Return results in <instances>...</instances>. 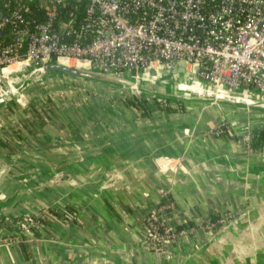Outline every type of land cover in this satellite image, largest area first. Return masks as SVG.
Segmentation results:
<instances>
[{
    "label": "crops",
    "instance_id": "obj_1",
    "mask_svg": "<svg viewBox=\"0 0 264 264\" xmlns=\"http://www.w3.org/2000/svg\"><path fill=\"white\" fill-rule=\"evenodd\" d=\"M10 80L22 85L0 104V264H264V109L54 71ZM146 94L173 110L124 101ZM221 122L231 136L210 133ZM162 206L175 233L154 246L145 218Z\"/></svg>",
    "mask_w": 264,
    "mask_h": 264
},
{
    "label": "built area",
    "instance_id": "obj_2",
    "mask_svg": "<svg viewBox=\"0 0 264 264\" xmlns=\"http://www.w3.org/2000/svg\"><path fill=\"white\" fill-rule=\"evenodd\" d=\"M23 1L13 0L0 20V26L10 25L13 36L0 48L2 74L79 61L88 70L149 78L182 66L205 86L264 95V0H85L83 17L76 24L58 21L57 30L51 19L62 0H44L46 20L40 23L25 20ZM210 133L231 136L224 122ZM239 141L249 150L250 131H242ZM165 207L145 218L154 246L175 233L162 213ZM228 218L223 214L215 222L221 225ZM204 226L212 231L214 222L208 219Z\"/></svg>",
    "mask_w": 264,
    "mask_h": 264
},
{
    "label": "water",
    "instance_id": "obj_3",
    "mask_svg": "<svg viewBox=\"0 0 264 264\" xmlns=\"http://www.w3.org/2000/svg\"><path fill=\"white\" fill-rule=\"evenodd\" d=\"M23 71L25 73V77L27 80H34L36 78H39L41 75L47 73V72H61L66 75L74 76V77H79V78H85V79H90V80H95V81H102L106 83H111L115 85H121V86H128L130 92L133 95H137V89L136 86L134 85V82L131 80L132 77H124L121 75L117 74H110V73H103L99 71H94V70H88V69H81L77 67H71V66H66L57 62H49L37 67H32V68H27L24 67ZM149 73L151 75L154 74L153 70H150ZM161 76L167 77L171 82H178V83H184V84H189L191 82L198 83L202 86V83L199 82L198 78L196 75L191 74V73H184V68L182 66L177 67L176 69L167 71L163 70L160 72ZM183 76L184 82L181 81V76ZM8 78L9 75H5L0 73V88H4L8 84ZM17 85L14 89L13 92H11L6 98L9 96H13L16 94L18 87L21 86ZM160 87V86H159ZM173 88L178 91L177 92H170L169 89ZM209 87V86H206ZM212 88V87H209ZM215 91H217V94H202V95H193L192 91H190V94H186L185 92L182 93L180 90H178L173 84L167 85L166 87H160L157 88L156 90L153 88L152 90H147V92L153 94L152 92L156 91L158 95L160 96H166V97H184V98H192V99H200V100H212V101H220V102H225L229 104H235V105H241L246 108H259V109H264V95H260L261 97H255L253 95L254 91H243V90H236V91H230V90H225V89H218V88H212ZM146 92V91H144ZM175 93V94H174ZM235 94L243 95V96H249L251 101H246L240 97H237ZM257 94V93H256ZM253 97V98H252ZM3 99L0 104L6 100ZM4 169L0 167V175L3 174Z\"/></svg>",
    "mask_w": 264,
    "mask_h": 264
},
{
    "label": "trees",
    "instance_id": "obj_4",
    "mask_svg": "<svg viewBox=\"0 0 264 264\" xmlns=\"http://www.w3.org/2000/svg\"><path fill=\"white\" fill-rule=\"evenodd\" d=\"M13 3V0H0V20L3 16L9 14L13 7ZM23 4L26 8L24 11H22V16L25 18V20L33 21L35 23L44 22L46 20V2L44 0H24ZM85 4V0H62V2L56 6V13L51 19L52 28L54 30L58 29V26L56 25L58 21H61V25H66L68 22L76 24L83 17ZM10 28L11 27L8 23L0 26V48L12 41L13 36ZM27 29L31 30L32 25L30 24L29 26H27ZM24 50L25 43L23 42L19 48V54H22ZM147 99L151 100L152 103H154L156 106H159L161 110L165 112L173 110L167 105V99L162 100L155 97L137 98L133 95H129L128 97L124 98V101L136 108H142ZM162 201H164V198L162 199ZM215 220V216L210 218V221L214 222V228L219 225L215 222Z\"/></svg>",
    "mask_w": 264,
    "mask_h": 264
},
{
    "label": "rangeland",
    "instance_id": "obj_5",
    "mask_svg": "<svg viewBox=\"0 0 264 264\" xmlns=\"http://www.w3.org/2000/svg\"><path fill=\"white\" fill-rule=\"evenodd\" d=\"M12 67H14V66H10V68H12ZM21 73H23L24 75H25V73L26 72H24L23 71V68L21 69V70H14L13 72H11V73H9L8 75H9V79L11 78H13V77H15L16 76V74H21ZM10 76H13V77H10ZM140 76H142V75H138V76H136V77H132V79L131 80H135V79H139V80H141V81H139V86H136V89H137V92L138 93H140V94H144V91H146L147 92V90H152L153 88L156 90L157 88H160L159 87V85L158 84H156V83H153V82H149L148 81V77H144V78H142V79H140L141 77ZM159 77L158 76H156L155 78H152V79H158ZM159 80H161V79H159ZM154 81V80H153ZM17 82L18 83H20L18 80H17ZM20 85V84H19ZM190 85H192V82L191 83H189V84H184V83H177V84H175L174 86L176 87V88H180V86H183L185 89V93L186 94H190V91H192L193 93L192 94H195V93H202V90L200 89V88H198V89H196V90H192V88H191V86ZM10 87H4V88H0V98L6 93V92H8L9 90H12L13 88H15V85H13V82H10V85H9ZM114 86H116L117 88H118V90H119V88H120V90L121 91H123L124 93H129V87L128 86H121V85H115L114 84ZM1 87V86H0ZM147 89V90H146ZM178 90H180V89H178ZM169 91L170 92H177V93H179L178 91H176L175 89H174V87L172 88H170L169 89ZM181 91V90H180ZM182 92V91H181ZM154 95H157V96H159L158 95V93H156V91H154V92H152ZM183 93V92H182ZM254 94L253 95H255V97H261L260 95H258V94H256L255 92H253ZM175 94V93H174ZM147 95V97H151V96H149L148 94H146Z\"/></svg>",
    "mask_w": 264,
    "mask_h": 264
},
{
    "label": "bare ground",
    "instance_id": "obj_6",
    "mask_svg": "<svg viewBox=\"0 0 264 264\" xmlns=\"http://www.w3.org/2000/svg\"><path fill=\"white\" fill-rule=\"evenodd\" d=\"M60 63L61 64H63V65H66V66H71V67H77V68H81V69H87V66L85 65V63H83V62H79V61H60ZM141 78L140 79H142V78H144L145 76L143 75V76H140ZM156 76H154V77H149L148 78V81L149 82H153V83H156V84H158L160 87H166L167 88V85H170V84H173V85H175V84H177L178 82H171L167 77H165V76H158L159 78L158 79H152V78H155ZM11 79V78H10ZM8 80V84H7V86L9 85V83L11 82V80ZM159 79H161V80H159ZM154 80V81H153ZM133 82H134V85L135 86H139L140 84H139V81H141V80H139V79H135V80H132ZM187 84V83H186ZM191 86V88H192V90H196V89H198V88H200L201 90H202V93H195V94H193V95H202V94H217V91H215L214 89H212V88H209V87H206V86H202V85H200V84H198V83H194V82H192V85H190ZM16 87V86H15ZM14 89L15 88H13L12 90H9L8 92H6L1 98H0V102L3 100V99H5L11 92H13L14 91ZM177 89H180L183 93L185 92V88L183 87V86H180V88H177ZM185 89V90H184ZM236 95V94H235ZM246 101H251V100H247V99H245Z\"/></svg>",
    "mask_w": 264,
    "mask_h": 264
}]
</instances>
